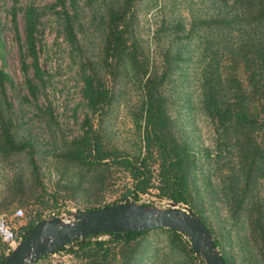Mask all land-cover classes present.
<instances>
[{
  "label": "rangeland",
  "instance_id": "rangeland-1",
  "mask_svg": "<svg viewBox=\"0 0 264 264\" xmlns=\"http://www.w3.org/2000/svg\"><path fill=\"white\" fill-rule=\"evenodd\" d=\"M223 1L228 9L233 0H136L133 41L147 68L137 71L120 60L111 79L104 71L107 13L121 8L124 0H0V217L11 223L16 236L25 232L34 213H40L43 221L57 217L70 224L77 212L124 203L129 178L121 167L109 158L95 168L77 164L68 151L90 126L105 149L127 159L141 158L145 154L142 86L152 75L160 80L158 92L169 138L195 153L192 209L183 204L175 207L201 222L206 240L218 242L214 251L219 255L223 253L234 264H264V247L253 243V227L232 213V199L241 190L230 181L226 165L214 160L217 133L203 106L209 89L218 99L230 96L227 78L234 73L228 66L237 42L232 52L221 51L213 45L219 39L216 32L193 23L204 17L202 5L220 8ZM27 9L36 18V71L24 35ZM179 20L182 31L171 26ZM246 31L241 36L251 31L249 36L263 37L264 19ZM85 77L92 87L111 84L113 97L105 114L98 116L88 109L83 96ZM3 128L20 150L2 151ZM155 192L149 189L128 202L152 211L169 208L171 201L158 199ZM16 209L22 216H13ZM61 247L48 254L49 263L79 264L80 259L64 251L67 244ZM189 248L188 237L182 233L177 237L150 230L145 251H140L134 264H205ZM11 251L0 244V260Z\"/></svg>",
  "mask_w": 264,
  "mask_h": 264
},
{
  "label": "trees",
  "instance_id": "trees-1",
  "mask_svg": "<svg viewBox=\"0 0 264 264\" xmlns=\"http://www.w3.org/2000/svg\"><path fill=\"white\" fill-rule=\"evenodd\" d=\"M135 2L136 0H124L121 8L110 9L107 13L104 71L111 79L114 78L112 76L120 65V60L128 61L137 71L145 72L147 68V63L137 56L139 51L136 52L133 41ZM205 5L201 7L202 12L199 10L204 17L197 19L198 22L195 21L193 25L201 26L209 33L216 32L219 39L213 45H218L221 51L227 49L232 52V45L234 41L237 42L234 59L228 66L234 73V76L227 78L230 82V96L224 100L218 99L214 90L209 89L203 99V106L205 105L217 133L213 157L220 165H226L230 181L241 190L240 195L232 199L233 215L243 216L246 224L253 227V243L256 247H264V36L258 37L256 33L249 36L251 31L246 36H241L252 23L258 25L264 19V0H233L228 9L225 1L220 8L211 9V4ZM250 12L252 14L249 16ZM35 23L32 9H27L24 13V35L28 54L32 57V65L36 71L38 68L33 34ZM181 24L182 20H179L171 26L182 31ZM205 43H210V40ZM84 80L83 96L88 109L98 116L105 114L113 97L111 84L92 87L88 77ZM159 82L151 75L142 86V141L145 154L141 158L127 159L120 157L112 149H105L97 130L90 129V126L83 131L68 153L77 164L95 168L109 158V161L121 167L129 178V186L122 195L124 203L135 201L140 194L155 189L154 195L158 199L170 200L192 209L190 190L195 153L185 146L175 144L169 138L163 97L158 92L161 86ZM1 138L2 151L16 152L21 149L20 145L13 142L6 128L2 129ZM155 160L158 162L157 166L152 164ZM5 199L6 197L3 198ZM201 215L198 217L202 219ZM40 220V213H34L24 231ZM150 230L180 237V233L174 229L157 227ZM150 230L83 235L67 243L68 247L64 251L80 259L79 264H134L140 251H145ZM99 235H107V238L101 239ZM213 244L215 247L219 246L217 241ZM48 257V254L40 256L33 264H51L47 261ZM220 257L223 264H234L223 253H220Z\"/></svg>",
  "mask_w": 264,
  "mask_h": 264
},
{
  "label": "water",
  "instance_id": "water-1",
  "mask_svg": "<svg viewBox=\"0 0 264 264\" xmlns=\"http://www.w3.org/2000/svg\"><path fill=\"white\" fill-rule=\"evenodd\" d=\"M176 204L170 202L169 208L152 211L125 202L77 212L70 224L60 222L57 217L40 220L23 233L21 241L0 264L31 263L81 235L108 231L120 233L124 230L147 231L157 227L174 229L187 236L191 249L201 255L205 264H223L220 255L214 251L215 246L209 241L205 246L200 240L199 232L206 233L201 222L193 214L177 209Z\"/></svg>",
  "mask_w": 264,
  "mask_h": 264
},
{
  "label": "built area",
  "instance_id": "built-area-1",
  "mask_svg": "<svg viewBox=\"0 0 264 264\" xmlns=\"http://www.w3.org/2000/svg\"><path fill=\"white\" fill-rule=\"evenodd\" d=\"M13 216H22L21 210L16 209L13 212ZM22 236L23 235H21V237ZM21 237L16 236L11 223L7 219L0 217V244H3L6 250H12L15 248V246L20 242Z\"/></svg>",
  "mask_w": 264,
  "mask_h": 264
},
{
  "label": "bare ground",
  "instance_id": "bare-ground-1",
  "mask_svg": "<svg viewBox=\"0 0 264 264\" xmlns=\"http://www.w3.org/2000/svg\"><path fill=\"white\" fill-rule=\"evenodd\" d=\"M199 238L200 240L204 243L205 246L208 245V241L206 240V238L204 237V234L202 231L199 232Z\"/></svg>",
  "mask_w": 264,
  "mask_h": 264
}]
</instances>
